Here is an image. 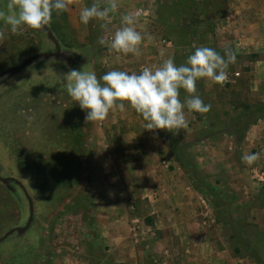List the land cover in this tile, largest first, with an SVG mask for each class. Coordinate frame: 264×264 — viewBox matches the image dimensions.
<instances>
[{
  "label": "rangeland",
  "instance_id": "1",
  "mask_svg": "<svg viewBox=\"0 0 264 264\" xmlns=\"http://www.w3.org/2000/svg\"><path fill=\"white\" fill-rule=\"evenodd\" d=\"M163 1L132 10L153 33L139 56L97 43L108 35L101 22L79 20L93 0L54 12L45 31L6 32L0 74L56 52L55 40L60 53L0 75V177L9 178L0 180V238L28 225L0 240V264H191L195 254L202 264H264V39L233 49L227 83L197 81L211 109L185 108L188 126L176 135L144 130L127 102L86 122L57 83L72 69L99 77L169 55L179 66L199 46L223 52L216 28L230 0ZM111 20L114 31L119 13ZM247 154L258 159L248 165Z\"/></svg>",
  "mask_w": 264,
  "mask_h": 264
},
{
  "label": "clouds",
  "instance_id": "2",
  "mask_svg": "<svg viewBox=\"0 0 264 264\" xmlns=\"http://www.w3.org/2000/svg\"><path fill=\"white\" fill-rule=\"evenodd\" d=\"M79 0H8L6 10H0V44L7 39L6 32L20 35L25 28L45 31L53 13L69 11ZM117 0H93L90 6L79 11V20L87 25L100 21V28L108 33L98 38L97 43L109 51L124 55H141L140 48L146 35L137 30L140 13H127L120 17V26L110 30L111 14L118 11ZM150 39V37H148ZM236 62V53L229 44L223 52L209 46L195 47L185 63L179 66L169 55L159 64L143 66L139 72L111 70L101 76L95 71L72 69L63 76L57 75V83L66 88L73 102L86 110V122H102L111 110L125 111V102L146 123L144 130H165L176 135L188 126L184 109L206 114L211 105L205 104L197 92V81L206 79L211 84L228 82V69ZM188 94L182 101L180 90ZM242 161L253 164L257 154L242 156Z\"/></svg>",
  "mask_w": 264,
  "mask_h": 264
},
{
  "label": "crops",
  "instance_id": "3",
  "mask_svg": "<svg viewBox=\"0 0 264 264\" xmlns=\"http://www.w3.org/2000/svg\"><path fill=\"white\" fill-rule=\"evenodd\" d=\"M159 2L162 4L168 3L163 0H159ZM117 3L119 5L117 11L119 17L130 12L134 13L132 10H143L144 13L146 10L155 9V0H117ZM226 10L223 21L218 26L219 28H216V31L220 32H218L220 39L217 42L219 47L223 49L226 43L231 46L232 50L237 49V51L245 48L250 49L249 45L258 47L260 44L258 42L259 38L264 39V0H230ZM256 16L258 19H256ZM136 27L137 30L146 35V39L153 34L151 28L150 30L141 28L139 22ZM220 253L224 255L225 250H220ZM169 254L171 256L172 252L170 251ZM194 256L193 260L195 261L190 263L202 264L200 255L195 254Z\"/></svg>",
  "mask_w": 264,
  "mask_h": 264
},
{
  "label": "water",
  "instance_id": "4",
  "mask_svg": "<svg viewBox=\"0 0 264 264\" xmlns=\"http://www.w3.org/2000/svg\"><path fill=\"white\" fill-rule=\"evenodd\" d=\"M48 30V29H47ZM48 33L50 34V36H52V34H51V32L48 30ZM55 42V45H56V48H57V51L56 52H54V53H39V54H36V55H34V56H31L30 58H28L27 60H25V62L23 63V64H21V65H19V66H16V67H13V68H10V69H8V70H6V71H3L0 75H2V74H5V73H7V72H10V71H12V70H17V69H19V68H21V67H23L24 65H26L28 62H30L32 59H34V58H36V57H38V56H40V55H55V54H58V53H60V49H59V46H58V43L56 42V40L54 41ZM7 179H9V178H4V177H0V180H2V181H6ZM28 227V225H24V226H21V227H12V228H10L1 238H0V240H2L3 238H5L7 235H9V234H11V233H13L14 231H19V232H22V231H24L26 228Z\"/></svg>",
  "mask_w": 264,
  "mask_h": 264
},
{
  "label": "built area",
  "instance_id": "5",
  "mask_svg": "<svg viewBox=\"0 0 264 264\" xmlns=\"http://www.w3.org/2000/svg\"><path fill=\"white\" fill-rule=\"evenodd\" d=\"M230 75H238V72H234L233 74H230ZM228 76H229V74H228ZM229 79H230V76H229ZM260 175V174H259ZM263 178V173L261 174V176H260V179H262Z\"/></svg>",
  "mask_w": 264,
  "mask_h": 264
},
{
  "label": "trees",
  "instance_id": "6",
  "mask_svg": "<svg viewBox=\"0 0 264 264\" xmlns=\"http://www.w3.org/2000/svg\"><path fill=\"white\" fill-rule=\"evenodd\" d=\"M260 109V108H259Z\"/></svg>",
  "mask_w": 264,
  "mask_h": 264
}]
</instances>
